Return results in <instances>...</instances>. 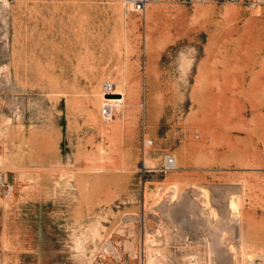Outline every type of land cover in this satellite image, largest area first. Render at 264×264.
I'll list each match as a JSON object with an SVG mask.
<instances>
[{
    "label": "rangeland",
    "instance_id": "obj_1",
    "mask_svg": "<svg viewBox=\"0 0 264 264\" xmlns=\"http://www.w3.org/2000/svg\"><path fill=\"white\" fill-rule=\"evenodd\" d=\"M0 264H264V6L0 0Z\"/></svg>",
    "mask_w": 264,
    "mask_h": 264
},
{
    "label": "built area",
    "instance_id": "obj_2",
    "mask_svg": "<svg viewBox=\"0 0 264 264\" xmlns=\"http://www.w3.org/2000/svg\"><path fill=\"white\" fill-rule=\"evenodd\" d=\"M124 5L133 13L140 17H144L148 9L156 4L161 3H176L183 6L195 7L203 4H233L241 5L250 9H256L264 6V0H123ZM105 96H113L115 88L112 84H107L104 89ZM122 107L121 103H109L104 106L102 114L105 118L111 119ZM176 163L174 159H168L164 165V171H172Z\"/></svg>",
    "mask_w": 264,
    "mask_h": 264
},
{
    "label": "bare ground",
    "instance_id": "obj_3",
    "mask_svg": "<svg viewBox=\"0 0 264 264\" xmlns=\"http://www.w3.org/2000/svg\"><path fill=\"white\" fill-rule=\"evenodd\" d=\"M115 84H117V85H120L121 87L122 86H124V84L123 83H119V82H116ZM113 96H111V97H108V96H105L104 94H100V96L98 97L97 96V98H98V100H97V104H98V102H109V103H124V101H125V99H126V94L124 93V91L122 90V89H117L115 92H114V94H112ZM114 97V98H113ZM116 97V98H115ZM105 103V104H106ZM209 204V203H208ZM207 204V205H208ZM210 205V204H209ZM231 208L232 209H235V207L233 206H231ZM240 240V239H239ZM242 246V245H241ZM245 246V245H244ZM243 246V247H244ZM246 247V246H245ZM252 248V247H251ZM254 248V247H253ZM242 252V251H241ZM242 255V254H241ZM250 259H251V257H250ZM254 259V258H253ZM161 261V260H160ZM150 262V261H149ZM155 262H156V260H155ZM234 263V262H233Z\"/></svg>",
    "mask_w": 264,
    "mask_h": 264
}]
</instances>
